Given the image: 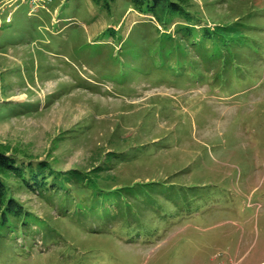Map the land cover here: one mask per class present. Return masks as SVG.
<instances>
[{
  "label": "rangeland",
  "instance_id": "374dc122",
  "mask_svg": "<svg viewBox=\"0 0 264 264\" xmlns=\"http://www.w3.org/2000/svg\"><path fill=\"white\" fill-rule=\"evenodd\" d=\"M186 10L194 43L222 24L238 45L169 59L180 17L0 0V146L91 179L65 211L7 179L30 221L0 226V264H264V0Z\"/></svg>",
  "mask_w": 264,
  "mask_h": 264
},
{
  "label": "trees",
  "instance_id": "16d2710c",
  "mask_svg": "<svg viewBox=\"0 0 264 264\" xmlns=\"http://www.w3.org/2000/svg\"><path fill=\"white\" fill-rule=\"evenodd\" d=\"M118 1L124 2L130 8L141 14L151 15L157 23L162 25H166L172 18L180 17L184 19V24L176 26L175 32L178 38L170 34H162L158 40L161 47L169 49L168 53L163 54L169 59H183L185 57L184 48H181L184 41L188 42L190 45L197 44L201 49H208V47H204V44L209 40L211 41L210 45H214V47L216 46L217 48L221 45L229 46L238 45L239 43L227 36L228 32L226 31H228L229 28L222 24L216 26L217 28L220 27L221 30H217V28L211 29L205 26L202 30V43H194V36L192 33L196 29V24L191 23L192 20L186 10V7L189 5V0H91L93 4L105 12H110ZM180 66L181 64L178 63V67ZM9 107L10 108L6 105H0V108H2L4 112L10 111L12 106ZM16 155L17 153L13 152V150L7 146H0V226L16 227L18 224L25 225L27 221H30V216L23 210L21 203L11 197L10 186L7 184V179L10 177H14L15 180L18 181V186L23 185L31 189L34 187L42 188L49 185L48 189H51L54 194L47 197V199L52 202L53 197L57 199L60 198V211H65L68 207L67 205L72 203L71 197L65 191L68 183L87 187L89 195L82 196L80 201L88 200L91 202V179L88 178L84 180L80 173L76 172L66 175L65 173L53 170L51 162L46 159L33 161L31 158L25 157L28 159H26V161ZM132 189L133 186L123 187L119 188V192L122 194L124 190ZM60 190L63 194L58 195L57 192ZM78 197L81 196L78 195ZM81 209L83 208L81 207ZM37 223H39V221Z\"/></svg>",
  "mask_w": 264,
  "mask_h": 264
},
{
  "label": "built area",
  "instance_id": "2783aa9c",
  "mask_svg": "<svg viewBox=\"0 0 264 264\" xmlns=\"http://www.w3.org/2000/svg\"><path fill=\"white\" fill-rule=\"evenodd\" d=\"M37 2H42V3H44V2H47V1H49V0H36Z\"/></svg>",
  "mask_w": 264,
  "mask_h": 264
}]
</instances>
